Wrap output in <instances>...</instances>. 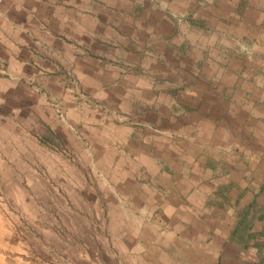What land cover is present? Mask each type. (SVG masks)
<instances>
[{"label": "rangeland", "instance_id": "obj_1", "mask_svg": "<svg viewBox=\"0 0 264 264\" xmlns=\"http://www.w3.org/2000/svg\"><path fill=\"white\" fill-rule=\"evenodd\" d=\"M262 217L264 0H0V264H264Z\"/></svg>", "mask_w": 264, "mask_h": 264}, {"label": "trees", "instance_id": "obj_2", "mask_svg": "<svg viewBox=\"0 0 264 264\" xmlns=\"http://www.w3.org/2000/svg\"><path fill=\"white\" fill-rule=\"evenodd\" d=\"M253 207H254V204H251V208H253ZM249 214H250V209L248 212L246 211L244 213V220L245 221L243 220L244 222H241L237 228L235 227L234 231L231 234L232 241L235 243H239L244 247H247L249 244V235L250 234H249V230H248L249 223L247 222V218H248ZM262 218H264V217H262Z\"/></svg>", "mask_w": 264, "mask_h": 264}, {"label": "crops", "instance_id": "obj_3", "mask_svg": "<svg viewBox=\"0 0 264 264\" xmlns=\"http://www.w3.org/2000/svg\"><path fill=\"white\" fill-rule=\"evenodd\" d=\"M177 94H178V93H175V96H176V97H177Z\"/></svg>", "mask_w": 264, "mask_h": 264}]
</instances>
